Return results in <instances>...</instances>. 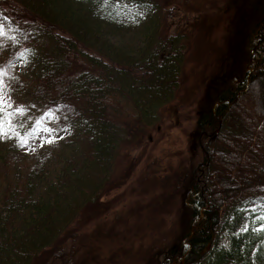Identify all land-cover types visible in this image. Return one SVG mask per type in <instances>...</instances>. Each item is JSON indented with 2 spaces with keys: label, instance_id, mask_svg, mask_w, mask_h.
Returning a JSON list of instances; mask_svg holds the SVG:
<instances>
[{
  "label": "trees",
  "instance_id": "trees-1",
  "mask_svg": "<svg viewBox=\"0 0 264 264\" xmlns=\"http://www.w3.org/2000/svg\"><path fill=\"white\" fill-rule=\"evenodd\" d=\"M80 1L0 0V84L34 102L58 129L73 130L60 146L33 157L13 146L0 149V264H60L57 258L72 264L75 249L91 240L71 223L125 182L118 168L127 145L156 127L158 107L185 84L186 49L181 27L166 22L170 11L205 3L87 0L127 4L146 15L143 46L121 56L87 35L88 20L71 14ZM236 3L232 25L213 47L209 100L194 121L197 151L168 169L161 184L170 191L163 194L166 206L182 196L181 233L163 239L162 256L145 264L251 260L257 237L236 230L250 208L264 213V0ZM29 50H36L40 69L26 75L15 63ZM50 158L59 170L35 194L33 179L44 178ZM226 235L230 243L223 246Z\"/></svg>",
  "mask_w": 264,
  "mask_h": 264
},
{
  "label": "rangeland",
  "instance_id": "rangeland-1",
  "mask_svg": "<svg viewBox=\"0 0 264 264\" xmlns=\"http://www.w3.org/2000/svg\"><path fill=\"white\" fill-rule=\"evenodd\" d=\"M236 1L205 0L197 8L170 11L166 22L174 28L181 27L177 31L178 40L186 49L185 84L171 101L158 107L156 127L146 130L132 145H127L118 168L119 173H126L125 182L105 194L97 207L82 212L71 223L72 230L79 234L90 233L92 237L75 249L72 264H145L153 254L162 256L163 239L181 233L182 196L180 194L166 206L163 194L167 190L161 184L166 182L168 169L197 151L194 121L199 108L209 100L210 75L216 69L213 47L233 23ZM94 2L81 0V4H71L74 18L89 21L87 35L92 39L98 36L99 41L107 43L111 51L121 56H132L139 47L141 49L147 38L143 35L147 28L146 15L127 4L113 3L108 7ZM54 12L60 16L58 10ZM15 66L26 75L38 72L40 64L36 50L23 53ZM0 121H3L0 149L13 146L19 153L31 157L43 148L60 146L66 135L73 134L72 129H58L48 113H39L34 102L13 96L2 84ZM58 170V162L50 158L43 170L44 178L33 179L34 193L38 194L49 181H54ZM245 215L247 219L236 230V235L252 233L257 239L251 260L242 259L234 264H264L259 258L264 256V229L261 228L264 213L252 207ZM247 241H251V235L247 236ZM229 243L226 235L221 244L228 246ZM240 251L244 257L245 246ZM57 259L60 264L64 260Z\"/></svg>",
  "mask_w": 264,
  "mask_h": 264
},
{
  "label": "snow or ice",
  "instance_id": "snow-or-ice-1",
  "mask_svg": "<svg viewBox=\"0 0 264 264\" xmlns=\"http://www.w3.org/2000/svg\"><path fill=\"white\" fill-rule=\"evenodd\" d=\"M0 35H2V28H0ZM2 128H3V121H0V130H2ZM48 142L50 143L51 140H49ZM261 228L264 229V225H261Z\"/></svg>",
  "mask_w": 264,
  "mask_h": 264
}]
</instances>
